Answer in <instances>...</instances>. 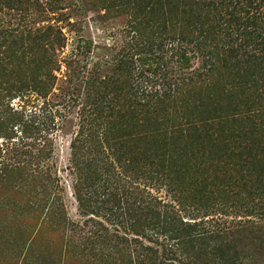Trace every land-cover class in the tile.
I'll return each instance as SVG.
<instances>
[{
    "label": "rangeland",
    "instance_id": "rangeland-1",
    "mask_svg": "<svg viewBox=\"0 0 264 264\" xmlns=\"http://www.w3.org/2000/svg\"><path fill=\"white\" fill-rule=\"evenodd\" d=\"M239 1L0 0L30 178L0 180V264H113L73 247L92 228L120 264H264V0Z\"/></svg>",
    "mask_w": 264,
    "mask_h": 264
},
{
    "label": "trees",
    "instance_id": "trees-1",
    "mask_svg": "<svg viewBox=\"0 0 264 264\" xmlns=\"http://www.w3.org/2000/svg\"><path fill=\"white\" fill-rule=\"evenodd\" d=\"M227 1H230V0H218V2L221 4V5H224ZM243 1V0H242ZM242 1H239L240 4H243ZM179 50V55L180 57H183L184 61H187L188 60V57H187V48L186 47H183V46H179L178 49ZM195 55V58L197 57L196 53H194ZM181 61V60H180ZM196 68V67H194ZM22 89L24 88H18V89H5L3 88L1 82H0V102H1V99L4 98V97H7V96H12L13 94H16L17 92H21ZM28 90V89H27ZM24 92H27V91H24ZM6 94V95H5ZM10 130L7 131L6 133V138L9 140L10 138H13V136L10 134L9 132ZM2 133L1 131V128H0V134ZM8 144V145H7ZM5 147V148H4ZM9 149V143L6 142V144H2V146L0 145V180L1 181H5L7 180L8 178H11L12 177V173H14V171H18V174L16 177V179H18V181L20 182H26L28 181L30 178H29V173L25 174V169L24 168H21L18 166L17 163H13L12 162V159L11 158H7L5 157L6 155H4V153H6V151ZM165 207H169L168 205H164ZM162 213H164V215H169L168 211H163ZM161 213V214H162ZM157 220V219H155ZM168 222H171V223H174L175 226L173 225H168V228H162V227H159L157 226L156 222L154 221H151V224L154 225V229L157 230L156 233H155V237H159V236H162V235H165V239H169L168 238V234L165 233L166 231H161V230H164V229H168V231H172V232H179V231H182L183 230V227H179L177 226V217H174V216H170L169 217V221ZM159 223V222H158ZM73 222H71V226H73ZM186 225V224H184ZM199 227V226H197ZM169 228H172L171 230H169ZM93 228L91 230H88L89 231V234L85 235V237L81 240V241H77L75 240L74 238L73 239H70L72 240V245L74 248H79V249H82L83 252H88V254L90 255H93L92 257L94 258L96 255L99 256L102 260H105L106 257H110L112 258V263L113 264H117V262L121 259H125V256H127L126 252L122 249H118L116 251H114L112 254H107L106 252H104V250H101L99 249L98 252H97V249H95L94 247H88V244L91 243V240L93 238ZM147 249H151L149 247H145ZM152 250V249H151ZM97 252V253H96ZM85 256L88 255L87 253H83ZM86 259L90 260L88 258V256L86 257ZM152 259V257H148V264H154L152 263V261H150ZM90 264L91 262L88 261ZM118 264H120L118 262Z\"/></svg>",
    "mask_w": 264,
    "mask_h": 264
}]
</instances>
